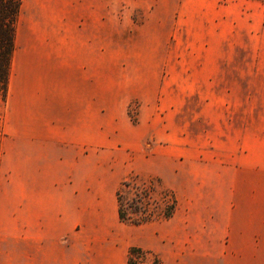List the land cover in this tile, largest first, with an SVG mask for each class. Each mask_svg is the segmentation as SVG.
Masks as SVG:
<instances>
[{
	"label": "rangeland",
	"instance_id": "374dc122",
	"mask_svg": "<svg viewBox=\"0 0 264 264\" xmlns=\"http://www.w3.org/2000/svg\"><path fill=\"white\" fill-rule=\"evenodd\" d=\"M246 11L250 34L231 26L220 28L218 43L185 40L183 65L158 64L163 51L117 48L109 39L102 113L92 114L91 150H82L91 161L77 169L105 176L100 157H118L111 176L121 211L148 223L137 227L113 215L105 176L106 223L94 222L91 233L146 241L171 236L183 245L215 240L243 223L246 232L264 234V0ZM20 108L18 93L0 103L1 204H18L21 157H36L35 145L21 135ZM173 200L174 212L164 218ZM142 251L133 257L140 264L157 258Z\"/></svg>",
	"mask_w": 264,
	"mask_h": 264
},
{
	"label": "crops",
	"instance_id": "0c3cea01",
	"mask_svg": "<svg viewBox=\"0 0 264 264\" xmlns=\"http://www.w3.org/2000/svg\"><path fill=\"white\" fill-rule=\"evenodd\" d=\"M253 1L261 0H22L8 93L19 94L21 135L36 157H21L18 204L0 201V264H127L130 247L153 252L161 264H264V234L246 232L244 223L187 245L171 236L91 233L94 222L106 223L105 176L103 191L120 221L111 176L118 157H100L105 176L77 169L91 161L82 150H91L92 114L102 113L109 39L117 48L163 51L158 64L183 65L185 40L218 43L220 28L231 26L250 34Z\"/></svg>",
	"mask_w": 264,
	"mask_h": 264
},
{
	"label": "trees",
	"instance_id": "16d2710c",
	"mask_svg": "<svg viewBox=\"0 0 264 264\" xmlns=\"http://www.w3.org/2000/svg\"><path fill=\"white\" fill-rule=\"evenodd\" d=\"M22 0H0V103H4L8 93V83L11 71V59L14 50L15 24L19 14ZM122 186H128V182H123ZM136 191L138 186L134 187ZM118 204V216L122 222L130 224H141L147 220H133L126 217L119 205L120 192L116 193ZM172 207L163 213L164 218L171 217L175 209V201ZM139 248H130L127 254V264H140L133 259L135 255H142ZM152 264H160L157 258H153Z\"/></svg>",
	"mask_w": 264,
	"mask_h": 264
}]
</instances>
